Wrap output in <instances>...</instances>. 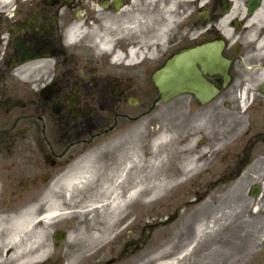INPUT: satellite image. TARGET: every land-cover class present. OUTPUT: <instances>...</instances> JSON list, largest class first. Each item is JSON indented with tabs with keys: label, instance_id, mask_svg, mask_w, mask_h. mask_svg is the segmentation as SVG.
<instances>
[{
	"label": "flooded vegetation",
	"instance_id": "flooded-vegetation-1",
	"mask_svg": "<svg viewBox=\"0 0 264 264\" xmlns=\"http://www.w3.org/2000/svg\"><path fill=\"white\" fill-rule=\"evenodd\" d=\"M173 3L0 0V264H121L135 252L143 244L141 217L135 216L114 227L118 237L105 248L88 251L73 242L77 229L97 234L105 221L95 212L81 223L64 220V210L74 208L63 204L62 187L75 175L72 166L84 165L94 151L111 150L98 144L162 105L192 107L212 124L207 132L214 145L200 160L209 165L203 177H210L187 203L197 207L209 193L245 177L251 209H264V0ZM152 7L171 9L162 43L154 34L123 31ZM192 49H203L188 62L210 93L204 101L184 94L163 104L152 75ZM140 73L148 78L137 81ZM99 180L93 178V188ZM51 208L56 226L31 229L41 233L30 259L25 219L43 218ZM198 225L196 217L187 219L186 244ZM144 228L153 234L157 220ZM56 233L65 241L54 240ZM250 264H264V249Z\"/></svg>",
	"mask_w": 264,
	"mask_h": 264
},
{
	"label": "rangeland",
	"instance_id": "rangeland-1",
	"mask_svg": "<svg viewBox=\"0 0 264 264\" xmlns=\"http://www.w3.org/2000/svg\"><path fill=\"white\" fill-rule=\"evenodd\" d=\"M179 1L174 0L175 3ZM169 11L168 7L139 11L130 24L133 28H124L123 24V31L154 34L151 38L156 37L162 43L171 27L167 16ZM135 78L141 82L148 75L140 73ZM192 109L178 104L159 106L150 116L127 125L120 134L100 144L112 150L104 154L94 152L83 161L86 164L83 167L72 166V172L75 173L73 180L79 183V187H62L63 204L74 208L70 213L64 210V220H78L81 223L95 212L105 221L104 230L97 234L89 235L77 229L73 242L83 243L86 250L95 251L103 244L112 243L115 223L134 215L135 218L141 217L142 236L147 243L122 264H158L172 260H177V264H249L259 254L264 247V216L258 215L264 213V209L259 213L252 211L247 196L249 182L245 177L227 190L221 188L209 193L197 207L185 203L210 177H203L209 165L206 162L201 164L200 160L202 154L214 145L212 134L207 132L212 124L207 123L199 112L191 113ZM202 141H205L204 145ZM193 152V156L189 154ZM204 156L208 162L210 158ZM157 168L175 178V183L152 201L143 194L125 208L113 210V204L126 196L133 180L130 178L132 174L141 170L134 183L155 185L161 181V176H152L153 170ZM96 175L100 180L93 188ZM87 189L91 193L81 201L80 196ZM50 202L54 203L53 200ZM191 216L197 218L203 230L196 235V242L189 246L184 238L186 221ZM153 218L157 220L158 229L147 239L149 232L144 226ZM56 220L53 218L48 223L34 224L33 227L48 229L56 226ZM39 233L36 230H25V237L30 238V259L36 257V252L31 248L38 244ZM213 250L215 255L207 257ZM159 255L162 258L158 259Z\"/></svg>",
	"mask_w": 264,
	"mask_h": 264
},
{
	"label": "water",
	"instance_id": "water-1",
	"mask_svg": "<svg viewBox=\"0 0 264 264\" xmlns=\"http://www.w3.org/2000/svg\"><path fill=\"white\" fill-rule=\"evenodd\" d=\"M198 51H191L185 53L184 58H188L189 55L192 56ZM182 59V58H181ZM176 61V60H175ZM168 63L165 67L157 74L154 78L159 89V98L163 102H166L178 95L184 93H192L197 99L202 100L203 89L199 87L202 86L203 80L200 77V73L194 66H182L179 67L177 63ZM208 92V89H206ZM55 238H57L55 236Z\"/></svg>",
	"mask_w": 264,
	"mask_h": 264
},
{
	"label": "bare ground",
	"instance_id": "bare-ground-1",
	"mask_svg": "<svg viewBox=\"0 0 264 264\" xmlns=\"http://www.w3.org/2000/svg\"><path fill=\"white\" fill-rule=\"evenodd\" d=\"M127 170H125L126 172ZM141 170H138L134 175H131L132 183L128 187V192L124 199L122 201H119L117 204H113V210H119L120 208L123 209L130 203H132L133 200H135L137 197H141L143 194L149 199V201L154 200L156 197H158L160 194H162L167 187L172 186L175 183V178L171 177L169 174H166L165 171L162 172V169L157 168L156 170H153L152 176H161V181L158 182L157 184H148V185H140L134 183L135 180H137L138 174H140ZM162 172V173H161ZM129 175V172L126 174L125 179H127ZM69 186L73 188H78L79 183L75 182L73 179H70L67 183ZM226 209V207H224ZM212 212V211H211ZM210 212V213H211ZM217 212V211H216ZM55 217L54 210L48 211L45 216L41 219L38 220L40 223H48ZM212 217V216H211ZM37 222V218L33 217H28L25 219V230H31L33 225ZM243 227L241 226L240 229ZM201 229L198 228L196 231V235H199L201 233ZM193 249V248H192ZM191 250V249H190ZM215 251L213 250L210 255L207 257H213L215 255ZM187 254H185L183 257H185ZM158 259L162 258L161 255H159ZM177 260H172L170 262H163V263H158V264H177Z\"/></svg>",
	"mask_w": 264,
	"mask_h": 264
}]
</instances>
